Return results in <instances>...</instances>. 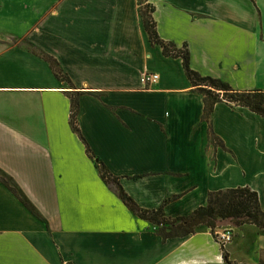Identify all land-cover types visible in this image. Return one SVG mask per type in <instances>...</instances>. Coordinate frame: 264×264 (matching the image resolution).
Listing matches in <instances>:
<instances>
[{
    "label": "crops",
    "instance_id": "0c3cea01",
    "mask_svg": "<svg viewBox=\"0 0 264 264\" xmlns=\"http://www.w3.org/2000/svg\"><path fill=\"white\" fill-rule=\"evenodd\" d=\"M254 1L146 3L193 71L264 94V0ZM147 73L158 81L146 89ZM71 98L92 154L141 209L185 217L209 193L246 187L264 212V118L217 103L211 127L224 148L214 147L202 95L181 59L151 45L138 0H0V177L24 202L0 182V264H187L183 247L205 228L163 243L133 215L72 131Z\"/></svg>",
    "mask_w": 264,
    "mask_h": 264
},
{
    "label": "trees",
    "instance_id": "16d2710c",
    "mask_svg": "<svg viewBox=\"0 0 264 264\" xmlns=\"http://www.w3.org/2000/svg\"><path fill=\"white\" fill-rule=\"evenodd\" d=\"M250 1L255 4L254 0ZM138 2L143 27L151 45H158L162 49L163 56L166 58L181 59L184 73L193 90L202 95L204 101L202 120L208 124L209 142L214 147L224 148L223 143L213 134L211 127L210 116L217 103L225 102L231 106L244 107L264 118V94L262 92H236L228 84L218 79L201 76L193 71L189 63L190 57L187 46L184 45L182 48H177L174 44L161 40L156 32V24L152 17L153 8L146 3L147 0H138ZM43 59L49 64L58 80L67 81L55 59L46 55H43ZM78 111L79 104L77 98H71L70 127L85 145L86 153L93 160L100 177L133 215L157 227L155 234L161 238L163 243H166L168 240L182 239L195 235L199 227H205L215 240L216 231L224 223H229L237 228L251 225L264 233V212L261 210L259 197L256 192L246 187L209 193L207 204L197 208L191 215L185 217L167 219L164 218L161 210L147 211L141 209L123 190L119 179L112 176L105 166L92 154L77 127L76 118ZM0 182L24 203L17 191L11 187L7 180L0 177ZM25 206L28 208L26 204ZM219 247L224 263L238 264L229 260V255L223 245ZM261 264H264V261Z\"/></svg>",
    "mask_w": 264,
    "mask_h": 264
},
{
    "label": "rangeland",
    "instance_id": "374dc122",
    "mask_svg": "<svg viewBox=\"0 0 264 264\" xmlns=\"http://www.w3.org/2000/svg\"><path fill=\"white\" fill-rule=\"evenodd\" d=\"M250 228H237L229 223H224L221 228L218 229V231H224L226 229L234 231L236 238H234L233 235L234 242L228 245L231 262L240 264L243 261L242 259H247V261L249 260L245 262L247 264H261L264 260V255L262 254L257 262H252L259 258V254H256V248L261 246L264 247V240H259L257 236L250 231L256 230V228ZM198 233L199 234L192 242L185 244L183 247L185 250L183 251V256L187 264H226L220 257L221 251L219 246L221 244L218 242V239L214 240L205 228H200Z\"/></svg>",
    "mask_w": 264,
    "mask_h": 264
},
{
    "label": "built area",
    "instance_id": "2783aa9c",
    "mask_svg": "<svg viewBox=\"0 0 264 264\" xmlns=\"http://www.w3.org/2000/svg\"><path fill=\"white\" fill-rule=\"evenodd\" d=\"M157 81H158V76L154 73H147L143 75L140 79V83L146 89L156 84ZM215 236L216 239H218V242H220L221 245L225 246L226 244L231 243L233 239V232L230 229H226L224 231L217 230Z\"/></svg>",
    "mask_w": 264,
    "mask_h": 264
}]
</instances>
